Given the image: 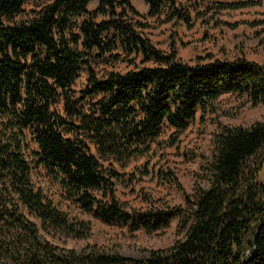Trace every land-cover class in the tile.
Listing matches in <instances>:
<instances>
[{
  "label": "trees",
  "instance_id": "16d2710c",
  "mask_svg": "<svg viewBox=\"0 0 264 264\" xmlns=\"http://www.w3.org/2000/svg\"><path fill=\"white\" fill-rule=\"evenodd\" d=\"M91 1L0 0V223L26 230L35 247L26 258L14 256L5 236L0 250L15 264H264V119L214 133L212 156L199 174L210 186L197 182L183 204L126 208L115 193L121 174L113 166L148 154L165 125L184 131L198 108L205 111L223 94L263 103L264 65L212 54L183 61L175 44L169 52L156 46L130 0H98L94 11ZM145 2L149 17L165 13L162 22L194 23L182 1ZM208 2L206 8L219 11L262 0ZM258 22L247 23H264ZM110 60L134 67L100 77L93 65ZM83 71L86 86L76 91ZM36 168L61 187L63 200L106 224L153 233L178 219L184 237L140 259L96 248L58 254L39 242L36 223L20 206L77 237L89 234L90 222L71 216L36 185Z\"/></svg>",
  "mask_w": 264,
  "mask_h": 264
},
{
  "label": "rangeland",
  "instance_id": "374dc122",
  "mask_svg": "<svg viewBox=\"0 0 264 264\" xmlns=\"http://www.w3.org/2000/svg\"><path fill=\"white\" fill-rule=\"evenodd\" d=\"M179 1L191 11L194 20L191 27L182 21L162 22L165 13L161 17H149L147 15L149 6L145 0H130L142 14L141 20L150 24L145 32L158 48L169 52L175 44L178 50L177 57L190 63H195L200 56L212 54L216 58L223 59L244 56L264 65V23L255 26L247 23L264 22V0L253 6L219 11L206 8L209 4L208 0ZM97 5L98 0H92L88 9L94 11ZM26 8L29 10V7ZM198 9L202 10V16L197 15ZM101 18L99 16L98 20ZM137 62L142 64L140 59ZM148 64L153 63L143 65ZM93 67L101 77L110 70L128 71L134 65L123 60H110L107 63L94 64ZM87 77L88 73L83 71L73 89L82 90L86 86ZM57 108L65 114L62 104ZM263 119L264 102L255 105L246 95L223 94L205 111L198 108L195 118L189 121L184 131L177 133L174 127L165 125L162 134L148 154L134 157L124 163L114 161L113 166L121 174V179L116 181V196L128 209L183 204L186 192L191 193L197 182L206 188L210 186L207 179L204 180L199 174L204 169V162L212 156L214 133L219 131L222 125L247 126ZM3 131L0 118V139L4 140ZM29 147L33 150L37 145L30 139ZM93 149L95 151V148ZM262 156L261 151L256 159L259 160ZM250 162L253 164L255 158ZM33 180L71 216L90 222L89 234L85 237H77L46 226L27 207L20 206V212L36 223L39 229V242L42 244L48 242L58 254H65L71 249L81 253L96 248L104 252L140 259L147 256L150 250L168 247L177 239L184 237L183 234H177L178 219H173L169 226L153 233H147L143 229L130 232L126 227L106 224L76 205L63 200L61 187L47 175L44 169H34ZM261 180L264 181V169ZM5 231L8 233H3ZM5 236L11 240L10 251L14 256L26 258L27 254L35 249L29 233L14 223L11 225L0 223V238H6ZM0 264H15L14 257L2 249Z\"/></svg>",
  "mask_w": 264,
  "mask_h": 264
}]
</instances>
